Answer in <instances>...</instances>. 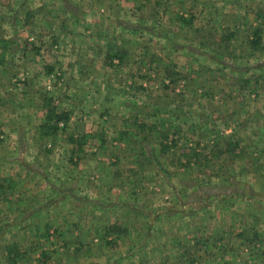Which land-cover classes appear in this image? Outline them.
Instances as JSON below:
<instances>
[{
	"label": "rangeland",
	"instance_id": "374dc122",
	"mask_svg": "<svg viewBox=\"0 0 264 264\" xmlns=\"http://www.w3.org/2000/svg\"><path fill=\"white\" fill-rule=\"evenodd\" d=\"M22 2L25 7L17 14H12L17 0H0V5L2 14L12 11V18L3 14L4 25L17 28L7 39L18 40L27 56L40 37L51 40L45 28L88 23L92 26L81 36L103 41L102 53L107 49L111 60L113 52L120 54L123 72L147 66L151 89L143 102L149 105L125 120L128 126L118 133V144L112 116L108 125H96L92 132L84 128L75 134L68 121L44 135L39 130L48 111L64 112L69 120L70 114L54 102L46 104L49 96L43 94L37 102L23 94L21 77L1 86L0 149H9L11 156L4 165L8 174L0 180V215L8 218L0 229V261L3 245L15 242L20 261L27 264L132 259L138 264H189L192 251L203 246L196 238L201 232L220 236V251L225 247L241 254L243 245L254 242L263 249L264 69L259 79L245 76L251 63L241 59L243 45L225 41L224 31H213L216 39L202 29L206 18L195 9L196 0H62L58 9L45 6L47 0ZM5 42L1 33L0 56L16 55L19 46L5 48ZM61 47L53 48L56 54L67 52ZM178 74L199 92L178 91ZM21 100L31 112H42L32 129L16 120ZM34 101L39 105L35 109ZM5 134L8 139L1 138ZM119 151L127 158L120 161ZM100 167L110 175L99 179L90 174ZM117 195L132 206L117 207ZM16 224L18 230L12 231ZM109 226L126 233L106 235ZM239 234L245 243L238 248L233 242L240 238L224 242ZM246 250L241 257H249L243 255ZM256 263L264 264L249 262Z\"/></svg>",
	"mask_w": 264,
	"mask_h": 264
},
{
	"label": "crops",
	"instance_id": "0c3cea01",
	"mask_svg": "<svg viewBox=\"0 0 264 264\" xmlns=\"http://www.w3.org/2000/svg\"><path fill=\"white\" fill-rule=\"evenodd\" d=\"M22 1L26 0H17L18 5H13L14 11H11L12 14H17L24 9L20 7L24 5ZM47 1L48 3L45 6L57 8L58 5L61 6L62 0ZM183 3L185 6H189V2L185 1ZM1 6L0 36L3 33L6 39L5 44L7 45L5 48L13 46L15 43L19 48L16 55L11 56L10 53L6 52L0 56V89L3 85L8 86L13 83L15 77L23 78V84L18 85V89L23 94L37 98V102H39V99L43 100V94L49 96V98H44V102L46 104L50 101L52 104L54 102L60 111H66L70 114L68 127L71 126L75 134L79 133L77 131L80 129L85 128L86 132H92L96 129V125H108L113 117L116 120L113 121L114 127L111 132L114 133L115 141L119 144L120 140L117 139L118 133L124 130V125L128 126L125 120L129 116H132L133 113H137L138 110L143 109V104L149 105L143 103L146 93L151 89L150 82H148V75L150 74L148 67L146 66L142 70V66L140 65L137 68V72L131 69L124 71V73L122 68L123 60L120 54L113 52L114 58L111 60L107 49L105 54L102 53L103 41H101V44L98 39H94L93 41L81 36L87 33L85 30L92 25L88 23L76 24L73 21L61 23L59 27L45 28L43 33H46V31L50 32L52 36L51 40H45V38L40 37V39L34 41V46H37V48L33 52V55L29 57L27 56V50L22 49L23 46H21L18 40L7 39L11 38L12 33L17 28L15 24L12 27H10L11 25H4L2 22L4 15L12 18V14L6 10L3 15L1 13ZM196 7L199 13L206 18L203 19L202 29L208 28L212 31L213 35H216L213 31H224L226 33V36L223 38L225 41H233L232 44L235 46L243 45L244 48L241 52L246 55L241 56V59L243 61L247 59L251 63L249 68L246 69L245 76L247 73L255 74V79H259L258 72L264 69V67L259 66L260 63H264V0H196L195 9ZM215 38L217 39V35ZM238 39L242 40V42H238ZM60 44L70 53L67 55L68 58H65L67 52L56 54L53 50L54 47L55 50H58L61 47L59 46ZM47 53H54L55 55H46ZM116 59L119 61V66L115 65L117 63ZM143 62L146 65L149 61L143 60ZM252 63L258 64L254 66ZM181 75H183L182 72ZM181 75H177L180 79L178 91H181L183 94H196L198 90L191 88L190 85L188 86V82L186 81L187 76L182 78L183 76ZM164 76L167 75L164 74ZM132 78H134L133 83L131 81ZM231 90L234 91L233 89ZM35 102L32 104L33 109H35V106H39ZM0 109L5 108L0 106ZM177 109L185 108L178 106ZM38 110L40 109H35L34 112H31V108L29 109V107L23 105L21 100L18 104V114L20 115L15 116L16 120L21 121L23 126H30V129H32L36 123V118L39 117L38 122L42 118V112L38 114ZM138 117L141 116L138 114ZM130 119L129 124L134 126V120L131 117ZM6 134L1 138L7 137L8 139ZM119 154L120 161H122V157H125L124 159L127 158L124 151H119ZM10 156L11 152L9 149L8 152L0 149V180L4 174H8L4 170V165L10 162ZM128 157L131 156L128 155ZM95 172L91 171L90 174L98 176L99 179L102 176L106 177L110 175L109 171L102 170L101 167ZM3 189V185L0 184V191ZM110 189L112 191L116 190L111 186ZM119 193L121 196L124 195L122 192ZM119 196L117 195L118 201L115 203L117 207L124 209L125 207L132 206L130 202L123 203L121 202L122 200L119 201ZM130 211L134 212L133 210ZM3 215H0V229H2L3 224L8 219ZM33 218L34 220H39V215L33 216ZM11 229L12 231L18 230L17 224ZM242 234L234 237L227 236L224 242L228 243V239L230 238H240L241 241L233 242L235 243L233 248H238L245 243V238ZM2 235L4 234L0 230V236ZM196 238L202 239L203 246L198 251L195 249L192 251L193 258L189 264H249L251 260L264 262V248L257 249L254 247L258 246L255 242L252 246L248 243L241 247V254L243 249H247L245 252L247 254L243 255H249V257H241V254L236 253L234 249L228 250L224 247L220 251L219 243L222 242L219 240L221 237L215 233H206L204 235L201 232V235H198ZM8 245L16 246V250L12 249L10 251L13 255L17 256L14 262L7 261V249L5 248ZM3 246L1 249L3 257L0 264H27L20 261V253H18L20 247L18 244L8 242ZM129 253L131 254V251ZM128 257L132 259L131 256ZM119 264H138V262L132 259V261H125Z\"/></svg>",
	"mask_w": 264,
	"mask_h": 264
},
{
	"label": "trees",
	"instance_id": "16d2710c",
	"mask_svg": "<svg viewBox=\"0 0 264 264\" xmlns=\"http://www.w3.org/2000/svg\"><path fill=\"white\" fill-rule=\"evenodd\" d=\"M68 114L62 112V113H57L53 110L48 111L44 121L42 122L41 126H40V132L42 130V132H44V135H50L53 134L56 130L59 129L58 125L60 123H63L64 126L65 124H67V122L69 121L68 118ZM75 141L74 140H70V143L73 144ZM74 165H76V163H74ZM107 231H105L106 235L109 236H118L119 234H125L126 230L121 229L120 227H116V226H109L106 228ZM111 238V237H110ZM12 249L16 250V246L15 245H11L9 247H7L6 250V254H7V261H12L14 262L17 259V256L13 255V253H11L10 251H12ZM9 250V251H8ZM13 255L12 258H10V256Z\"/></svg>",
	"mask_w": 264,
	"mask_h": 264
}]
</instances>
